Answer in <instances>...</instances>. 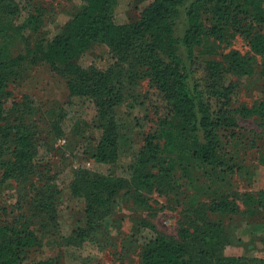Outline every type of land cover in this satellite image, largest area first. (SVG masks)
<instances>
[{
    "label": "trees",
    "instance_id": "1",
    "mask_svg": "<svg viewBox=\"0 0 264 264\" xmlns=\"http://www.w3.org/2000/svg\"><path fill=\"white\" fill-rule=\"evenodd\" d=\"M122 3L83 0L58 20L56 31L37 39L28 54L0 60V120L5 121L0 126V183L9 178L27 182L35 173L33 158L40 139L36 111L17 102L8 110L5 102L8 84L23 77L26 62L48 65L65 77L71 95L94 100V125L103 130L92 151L99 163L119 161L126 141L119 137L118 111L139 97V83L148 79L150 103L165 107L166 114L135 154L130 177L78 172L71 187L86 198V226L64 241L93 236L124 192L151 190L162 179L178 185L176 176L182 172L188 175L186 186L194 188L185 210L192 226H183L179 238L156 234L144 245L140 264H264V256L227 253L234 231L217 217L231 216L240 208L237 193L223 185L225 177L241 167L229 149L230 143L242 139L239 118L257 114L264 121V100L237 102L243 86L256 75L258 56L263 58L259 75L264 89V0H138L139 17L119 23L116 15ZM0 8V13L16 14L11 0H0ZM182 9L188 28L180 35ZM38 23L32 15L25 25L37 29ZM231 29L248 40L251 53L233 50L223 60L210 38L223 41ZM97 46L107 49L104 63L80 65L78 58ZM53 125L52 131L61 136L60 123ZM243 194L249 215H258L255 208H264V188ZM61 197V188L46 179L19 205L29 213L20 225L0 224V264H19L29 254L33 264H55L53 256H38L42 242L31 218L42 217L44 226L57 227L56 202Z\"/></svg>",
    "mask_w": 264,
    "mask_h": 264
},
{
    "label": "rangeland",
    "instance_id": "2",
    "mask_svg": "<svg viewBox=\"0 0 264 264\" xmlns=\"http://www.w3.org/2000/svg\"><path fill=\"white\" fill-rule=\"evenodd\" d=\"M82 1L11 0L16 14L0 13V30L3 29L0 35V60L28 54L29 48L33 47L37 39L49 31H56L58 20ZM124 1L116 15L119 23L132 21L140 15L138 0ZM192 1L188 0L189 3ZM32 15L39 18L37 29L25 25ZM187 28L186 9H182L178 34H184ZM210 43L215 44L218 57L223 60L233 50L251 53L248 40L233 29L227 31L223 41H216L211 37ZM107 55L104 46H97L81 55L77 61L87 68L93 64L102 65L104 62L101 58H107ZM262 60V56H258L256 75L249 86H243L237 96L238 103L252 105L264 100L259 75ZM25 67L23 77L8 84L9 94L5 102L8 110L13 102H17L21 107L30 105L36 111L34 114L40 139L33 158L35 173L27 182L9 178L0 183V224L20 225L29 213L27 209H19V205L30 198L35 186H43L47 179L49 184L58 185L62 190V197L56 202L57 227L44 226L45 219L42 217L31 218V221L34 219L33 228L37 229L41 237L42 247L37 252L38 256H53L55 264H140L144 245L156 234L179 238L183 226H192L185 210L194 188L186 186L188 175L179 172L176 176L178 185L174 183L171 186L162 179L151 190L143 188L124 192L123 199L115 206L116 210L102 220V225L93 236L67 244L64 239L67 240L68 236L75 237L78 229L86 226L87 220L86 198L75 195L71 187L78 172L88 169L107 175L130 177L131 161L145 144L147 134L158 127L160 118L167 111L165 107L157 109L152 106L147 97L150 82L148 79L141 80L138 86L139 97L135 101L125 102L116 117L119 137L126 141L119 161L115 164L99 163L92 151L96 149L103 130L94 125L97 115L94 100L88 96L71 95L65 77L51 71L48 65L26 62ZM55 121L60 123L63 132L61 136L52 131ZM3 125L5 121L0 120V126ZM177 142L186 144L181 139ZM244 167L249 175L254 174L264 179L263 167L250 161ZM153 171L158 172V169ZM193 174L196 175L197 172ZM225 179L223 185L226 189L233 190V176L227 175ZM238 183L240 188L242 183ZM259 186L256 183V188ZM32 257L29 254L19 264H33Z\"/></svg>",
    "mask_w": 264,
    "mask_h": 264
},
{
    "label": "crops",
    "instance_id": "3",
    "mask_svg": "<svg viewBox=\"0 0 264 264\" xmlns=\"http://www.w3.org/2000/svg\"><path fill=\"white\" fill-rule=\"evenodd\" d=\"M262 122L264 121L257 114L251 117L240 116L237 129L241 132L242 139L229 145L234 161L241 166L240 169L236 167L235 172L231 174L234 188L230 190L237 193L236 200L240 208L231 216L220 213L215 216L224 219L227 227L234 231V241L226 248V252L230 254L264 256V208L260 205L255 208L258 215H249V206L243 196L245 192L256 194L264 188V179L261 176L249 175L247 171H244V166L249 161L264 168V125ZM238 181L242 183L240 188H238ZM256 183L260 185L258 188H256Z\"/></svg>",
    "mask_w": 264,
    "mask_h": 264
}]
</instances>
